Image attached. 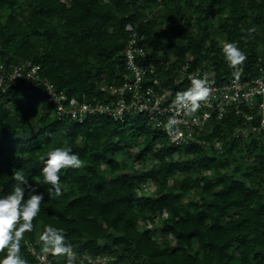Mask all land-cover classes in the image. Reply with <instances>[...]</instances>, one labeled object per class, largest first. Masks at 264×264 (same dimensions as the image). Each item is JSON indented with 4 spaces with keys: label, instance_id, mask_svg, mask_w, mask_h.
<instances>
[{
    "label": "trees",
    "instance_id": "obj_1",
    "mask_svg": "<svg viewBox=\"0 0 264 264\" xmlns=\"http://www.w3.org/2000/svg\"><path fill=\"white\" fill-rule=\"evenodd\" d=\"M128 24L161 79L188 62L222 80L225 41L246 54L242 76L264 65V0H0V63L37 64L69 97L111 102L101 86L126 74ZM211 123L177 145L141 113L78 122L58 116L41 85L20 78L0 91V195L18 168L40 184L39 157L65 142L83 161L62 172V197L42 201L22 241L28 264L26 243L43 252L36 241L46 224L63 229L78 256L105 257L95 264H264V130L234 114Z\"/></svg>",
    "mask_w": 264,
    "mask_h": 264
},
{
    "label": "built area",
    "instance_id": "obj_2",
    "mask_svg": "<svg viewBox=\"0 0 264 264\" xmlns=\"http://www.w3.org/2000/svg\"><path fill=\"white\" fill-rule=\"evenodd\" d=\"M129 37L123 49L126 74L121 81L104 83L102 91L112 96L111 102L95 98L78 99L69 97L47 78L40 76V66L25 61L10 66L8 70L0 63V91L6 92L18 79L23 78L30 85H41L48 101L55 106L58 116L67 115L81 122L87 114L106 113L114 119L123 120L126 115L141 113L148 124L161 129L170 143L182 145L196 140L208 133L212 123L223 119L226 114L243 117L244 123L257 119L248 128L264 130V65L256 63L257 75L242 76L240 67L230 69L222 80L208 78L210 94L201 108L191 115L185 114L182 105L174 103L178 92L185 90L191 77L201 76V68H193L190 63L182 64L172 79H161L156 64L146 48L139 43L137 32L131 24L126 26ZM174 118L176 123L169 129L167 122ZM218 150L221 141L213 139ZM35 264H61L58 257L40 252L26 243ZM64 264H95L104 256L77 255L63 256Z\"/></svg>",
    "mask_w": 264,
    "mask_h": 264
},
{
    "label": "clouds",
    "instance_id": "obj_3",
    "mask_svg": "<svg viewBox=\"0 0 264 264\" xmlns=\"http://www.w3.org/2000/svg\"><path fill=\"white\" fill-rule=\"evenodd\" d=\"M255 27L247 30L248 36L255 31ZM248 38V37H245ZM220 52L223 61L229 69H237L246 60L245 52L236 41L223 42ZM210 94L208 78L206 75L190 78L189 86L178 92L174 103L185 108V114L196 113L206 102ZM176 123L170 118L167 127L170 129ZM42 166L39 170L40 184H32L25 177L22 168L11 174L13 188L10 192L0 195V264H28V260L21 254L22 241L25 233L34 230V219L41 211V203L46 200H55L64 194L61 180L62 172L76 170L82 167L83 161L78 153L70 146H56L51 148L46 155L39 157ZM48 186L46 192L43 186ZM36 243L45 253L69 256L73 254V245L66 238L63 229L50 224L43 226Z\"/></svg>",
    "mask_w": 264,
    "mask_h": 264
},
{
    "label": "rangeland",
    "instance_id": "obj_4",
    "mask_svg": "<svg viewBox=\"0 0 264 264\" xmlns=\"http://www.w3.org/2000/svg\"><path fill=\"white\" fill-rule=\"evenodd\" d=\"M105 174H107V171H105ZM154 187L153 186H151V183H147L146 184V186H145V190H143L142 192L143 193H149V192H151V190L153 189ZM152 227V226H151Z\"/></svg>",
    "mask_w": 264,
    "mask_h": 264
}]
</instances>
